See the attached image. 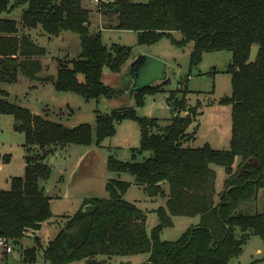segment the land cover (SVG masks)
Segmentation results:
<instances>
[{
    "label": "trees",
    "instance_id": "16d2710c",
    "mask_svg": "<svg viewBox=\"0 0 264 264\" xmlns=\"http://www.w3.org/2000/svg\"><path fill=\"white\" fill-rule=\"evenodd\" d=\"M19 6L21 29L9 15ZM114 7L116 22L106 27L137 32L138 44L150 46L168 38L178 47L190 46L188 72L174 90L182 96L172 97L174 114L161 126L158 119L138 117L134 108L124 107L97 114L94 129L88 123L68 127L0 99V114H10L19 123L16 129L24 133L23 145L44 150L26 157L24 175L12 177L8 190L0 189V236L19 243L51 217L50 198L39 188V180L50 175L45 159L54 148L88 145L93 138L99 145L114 134L115 122L131 119L140 126L137 152H149V156L141 162L109 158L107 167L131 174L149 197L165 198L164 206L155 209L159 223L147 234L146 212L122 198L130 182L111 179L106 184L109 197L84 200L43 247L41 264L76 260L112 264L116 257L143 253L148 257L141 264H229L250 236H258L264 244V211H255L258 192L264 188V0H113L100 8L111 15L108 10ZM89 25V13L81 0H0L1 78L12 79L20 72L35 79L42 68L39 57L46 49L24 30L39 28L48 36L71 31L79 37L80 52L76 58L58 61L55 75L48 77L54 88L86 100L119 95L123 89L103 82V69L119 74L133 57L131 48L120 44L108 48L99 32L90 33ZM252 46L258 47L257 56L246 64ZM219 50L231 52L225 70L230 75L231 94L219 100L231 106L229 145L223 149L207 143L192 147L186 143L195 127L191 132L188 129L200 112L185 103L184 93L190 92L187 81L203 52ZM167 81L136 92L135 106L143 104L145 95L163 91ZM211 164L222 166L226 175L218 200ZM173 216L199 220L176 240H161L159 233L172 225ZM41 246L35 236L34 244L21 251V264H35Z\"/></svg>",
    "mask_w": 264,
    "mask_h": 264
},
{
    "label": "rangeland",
    "instance_id": "374dc122",
    "mask_svg": "<svg viewBox=\"0 0 264 264\" xmlns=\"http://www.w3.org/2000/svg\"><path fill=\"white\" fill-rule=\"evenodd\" d=\"M9 1L12 3V0ZM106 1L113 0H81V6L89 13L90 33L99 32L101 42L108 48L111 44L126 45L131 48L133 57L145 53L165 62L168 81L163 85V91L145 95L143 104L135 106L134 100L125 95L124 88L126 85L128 87V83H125L120 75L126 66L119 75L111 73L106 67L103 69V82L119 91L123 89V92L111 98L86 100L71 91H57L48 77L55 75L58 61L78 57L79 37L71 31H64L58 36H48L36 28L28 32V35L31 40L46 49V53L39 57L41 70L35 79H30L20 72H17L12 79L0 76V99L21 105L33 114H39L68 127L88 123L94 129L97 114H110L113 110L124 107L134 108L138 117L156 118L161 126L167 125L175 111L172 97L179 99L182 96L174 90L179 88V82L188 72L190 46L178 47L168 38H160L150 46L140 45L137 43V32L106 27L109 23L116 22V13L108 15L100 8ZM21 7L13 8L9 12V15L19 23L20 29ZM230 61V51L203 52L200 62L191 69L187 81L190 92L184 93V100L188 107L196 108L200 114L197 116V121L188 129L191 132L195 127L194 136L186 143L189 146L200 147L207 143L212 148L223 149L229 145L231 106L220 104L219 100L231 94L230 75L225 72ZM16 122L12 115L0 114V189L2 190L9 189L12 177L24 175L26 157H35L44 152L38 147L28 148L23 145L24 133L16 129L19 125ZM114 127V134L106 137L99 145L95 143L94 138L88 145H58L52 154L46 156L45 162L50 167V175L47 179L39 180V188L50 198L51 217L43 222L34 234H28L19 243L11 244L10 253H0V264L5 258L4 254H7V264H21V251L34 244L35 236L39 237L42 245L37 251L35 264H41L43 247L45 248L54 238L84 200L109 197L106 184L111 179L130 182L122 198L146 212L147 234L159 223L155 208L164 206L165 198L149 197L143 186L133 182L134 177L131 174L112 172L107 167L109 158L122 162H141L149 156V152L141 154L137 152L140 143V126L135 120L123 119L121 122H115ZM211 167L216 173L215 188L218 193L216 200H218L226 175L222 166L211 164ZM165 189H168L167 185ZM255 211H264V188L258 192ZM198 220V217L173 216L172 225L164 227L159 233V238L176 240L187 228L195 226ZM242 248L241 254L232 258L229 264H250L252 261V264H264V244L258 236H250ZM257 248L261 249L260 253H257ZM147 256L148 254L143 253L117 258L119 262L129 260L131 264H141ZM113 263L117 264L118 261L114 259ZM69 264L84 263L83 260H76Z\"/></svg>",
    "mask_w": 264,
    "mask_h": 264
},
{
    "label": "water",
    "instance_id": "95a60500",
    "mask_svg": "<svg viewBox=\"0 0 264 264\" xmlns=\"http://www.w3.org/2000/svg\"><path fill=\"white\" fill-rule=\"evenodd\" d=\"M116 11L117 7L108 10L109 13H115ZM257 51V46L251 47L246 64L251 63L256 58ZM120 75L122 80L128 83L125 95H128L129 99H133V95L143 88L151 87L167 80V64L151 57L149 54L142 53L132 57L126 64V69Z\"/></svg>",
    "mask_w": 264,
    "mask_h": 264
},
{
    "label": "built area",
    "instance_id": "2783aa9c",
    "mask_svg": "<svg viewBox=\"0 0 264 264\" xmlns=\"http://www.w3.org/2000/svg\"><path fill=\"white\" fill-rule=\"evenodd\" d=\"M11 244L13 242L10 239L0 236V253H10L12 251Z\"/></svg>",
    "mask_w": 264,
    "mask_h": 264
},
{
    "label": "crops",
    "instance_id": "0c3cea01",
    "mask_svg": "<svg viewBox=\"0 0 264 264\" xmlns=\"http://www.w3.org/2000/svg\"><path fill=\"white\" fill-rule=\"evenodd\" d=\"M35 29H36V28H35ZM35 29H27V30H25V32H26V33H28V32L30 33L31 30L33 31V30H35ZM29 33H28V34H29ZM236 161H237V159L235 160V162H236ZM220 191H221V190H220ZM155 209H156V208H155ZM34 233H35V232H34ZM34 233H33V234H34ZM256 251H257V253H260V252H261V249H260V248H257ZM7 254H8V253H7ZM7 254H4V255H5V258H4V260H2L1 264H7V258H6ZM147 257H148V256H147ZM146 259H147V258H146ZM115 260L118 261V263H120V262H119L120 260H119L117 257L115 258ZM112 261H114V259H113ZM144 261H145V260H144ZM118 263H117V264H118ZM113 264H116V263H113Z\"/></svg>",
    "mask_w": 264,
    "mask_h": 264
}]
</instances>
